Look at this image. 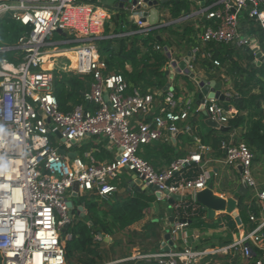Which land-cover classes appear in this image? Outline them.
Instances as JSON below:
<instances>
[{"label": "built area", "instance_id": "obj_1", "mask_svg": "<svg viewBox=\"0 0 264 264\" xmlns=\"http://www.w3.org/2000/svg\"><path fill=\"white\" fill-rule=\"evenodd\" d=\"M125 1L130 4V20L137 29L108 36L145 33L160 26L142 20V9L152 6L148 0H119L121 5ZM7 12L29 29L14 44H0L1 264H66L62 239L70 238L71 234L62 238L61 228L70 221L69 210L75 209L79 214L83 207L74 205L73 192L77 195L94 191L108 198L117 190V176L123 169L136 174L135 179L127 180L128 188L134 184L139 187L151 184L162 194L158 198L165 197V191L186 192L196 201L195 194L206 187L211 169L205 168L193 178L170 180L184 162H200V153L176 159L164 168L153 167L138 153L142 144L154 140L174 143L179 123L189 116L193 100L179 101L170 85L156 94L160 96L158 111L150 114L154 93L139 88L127 91L124 76L107 71L95 43L104 37L105 16L89 2L0 0V17ZM197 13L211 20L203 25L200 35L203 42L247 46L252 50L256 46L264 62V46L252 43L241 30L242 17L246 14L259 24L264 34V0H204ZM54 34L59 37L53 38ZM10 50H15L16 60L4 56ZM196 51V47L190 50L189 58ZM71 52L75 55L74 66L66 62L62 68L90 73L92 81L83 101L69 111H62L52 92L53 71L56 57L61 54L68 57ZM206 55L212 57L211 52ZM48 60L53 63L52 68L46 66ZM212 62L220 65L217 58H212ZM205 111L220 124L228 122V111L218 99L206 98ZM185 130L189 132L190 128L186 126ZM87 136L106 139L116 155L103 161L88 153L86 159L81 155L69 157L61 147L69 148ZM221 146L225 151L223 162L237 167L244 187L256 189L251 171L253 154L248 145L244 141H222ZM255 195L264 208V188L257 189ZM250 219L254 220V215ZM259 228L255 227L222 250L239 246L244 259L254 257V264H264V245L259 244L257 235ZM174 231H169L170 242L165 239L168 250L147 257L158 264H191L195 257L205 253L190 248L176 250Z\"/></svg>", "mask_w": 264, "mask_h": 264}, {"label": "crops", "instance_id": "obj_2", "mask_svg": "<svg viewBox=\"0 0 264 264\" xmlns=\"http://www.w3.org/2000/svg\"><path fill=\"white\" fill-rule=\"evenodd\" d=\"M82 1L87 2L91 0ZM93 1L95 3L92 2L91 4L96 6L98 12L105 16L104 20L110 19L111 15L115 13L126 11L127 22H132V20H130L132 17L131 12L129 11V2L125 1L124 4L121 5L119 0ZM174 1L178 2L179 0H169L164 5V7L157 10L158 19L156 23L160 26L156 29V35H159L162 39L168 40V44L165 45L171 49L172 57L177 60L183 58L185 55H187L188 51L196 47L197 51L192 57L189 58L190 60L188 62V66L193 71V73L200 78L219 82L221 91L229 98L225 101H229L231 95H236L238 93L233 86L234 70L232 69L231 59H236L240 62V64L245 66L247 64V59L243 51L245 48L250 50L252 49L247 46L239 47L234 44H226V48L222 49L221 53L211 51L207 47V43L203 42L200 37L204 22L209 20L205 17V15L197 13V11L202 6L201 1L189 0L190 2L188 11H181L178 17H173L171 14V7ZM151 8L152 6L142 10L143 12L145 10L150 11ZM148 19L149 15H147L146 21H148ZM112 25L113 23L110 22L111 31L113 29ZM123 26L124 24H122V27ZM171 26L173 27L172 29H174V31L170 30ZM186 26H191L193 28V31L190 35L193 37V39L195 38V43H192V40L188 39L187 36L184 38L182 37ZM246 28V25H243V22L241 21L242 32L248 34ZM161 29L163 30L161 31ZM130 31L135 30H131L129 29V26H125L124 31L121 32L125 33ZM248 35L251 38L252 43L260 44L261 46V41L258 34ZM257 49L258 48L255 46V48L252 50L255 55L251 62H253L255 66H259L260 63L263 62L261 56L258 55ZM207 52H211L212 57H208L206 55ZM217 56H227L225 63H221V60ZM212 58H217L220 61V65H214ZM68 63L70 67L74 66L73 56L68 59ZM46 66L52 68V61L48 60L46 62ZM170 85L179 101H183L185 98H191L193 100V106L187 119L179 123V131L176 135L174 143L170 141L166 142L170 143L172 146H175L178 141L177 149L185 154L183 158L188 157L194 152L200 153L201 157L200 162L191 161V163H187L186 165L183 163L181 167L186 166L187 168L180 169V167L179 171H176L178 177L173 178L170 181H180L188 176H197L205 168L211 169L212 175L209 180L213 181V194L223 196L226 201L232 198L236 201V206H234L230 212L226 211V209H216L214 215L212 216L208 215L207 207L199 202L194 204L192 207L195 210L201 212L200 216L203 219L214 218V220L217 221L220 217V214L228 213L232 216L237 226V231H233L231 228H228L223 219H220L216 227L191 226V219L189 217L190 213L187 211V201L191 198L186 192L180 194L181 198L174 200V202L171 204L167 201L166 196L158 198L154 192L143 190L147 193H153L155 200L151 201L148 204V207L143 210V215L140 219L111 235L100 234L96 236V239L100 241V247L103 254V258L99 264H158L155 259L147 257V255L162 251V246L164 242H166L165 234L173 229L175 231L172 233V239L174 241L176 250L190 248L193 251L205 252L195 257L191 264H223L225 262V255L227 253H231V247L225 250H222V248L236 242L242 238L245 233L251 231L257 226H260L257 233L260 238L259 244L264 245V233L261 231V227L264 225V208H262V204L258 201L255 195V191L257 189L264 188V153H256L254 160H252L251 171L256 182V189L247 188V191L244 193V195L247 194V196L242 199V202L246 205L251 204L254 200L253 202L255 205H257L259 214L254 216V220H252L250 219V216L253 215V213L248 212L249 220H247V226L243 227L238 208L239 197L243 196L238 194V188L242 185V182L237 167L223 162L224 149L221 146L222 141L230 143L243 141L242 136L247 132L249 124L242 127H231L226 123L225 125L229 126L227 131H222L217 128H210L204 123V119L207 115L203 114L199 110H195V101L198 90L196 82L188 75L180 72L175 74ZM256 91H258V88L252 87V89H250L248 92ZM152 92L155 93V100L153 102V108L150 114L158 111V100L160 96L156 95V93H162L156 89ZM232 110L235 111L234 108ZM257 114L261 115L262 121L264 123V101L261 102L260 109L258 111L256 110L252 116L249 115L248 119H252ZM186 126L190 128L189 132L185 130ZM209 129H214V134L218 136L219 143L217 146L201 144L202 136L205 135ZM188 136L192 138L193 142H188ZM90 137L91 136L85 137L79 143H76L69 148H65L64 145H61V147L65 150L69 157L81 155L84 157V159H86L85 153L91 154L92 151L97 152L100 150L99 144L105 142L103 146L111 152V158L116 155L115 148L111 146L106 139L101 137H93L91 140ZM88 141H91L92 144L89 145L86 150L81 152V146L86 144ZM98 153L101 155L99 161L110 159L107 156H103V152L101 150ZM163 161L164 158H162V162ZM165 166L167 165L163 163L161 168H164ZM130 177L131 173L126 169H123L119 172L116 183L118 184L125 180V185L122 188L117 187L116 192H133L136 190L132 186L131 188H128L127 180H129ZM77 196L78 194H73L71 200L73 201L74 205H83L79 214H85L86 209L84 204L74 202ZM182 196L187 197L184 199ZM233 211L238 215L240 223L236 222L234 216L232 215ZM182 217L186 218L187 221L184 222L183 225L179 226L180 222L176 221L174 218L179 219ZM254 222H256V224L253 227H250ZM258 250L259 248H257V251ZM239 251L241 254L240 248ZM246 261L247 260L241 256V263H245Z\"/></svg>", "mask_w": 264, "mask_h": 264}, {"label": "trees", "instance_id": "obj_3", "mask_svg": "<svg viewBox=\"0 0 264 264\" xmlns=\"http://www.w3.org/2000/svg\"><path fill=\"white\" fill-rule=\"evenodd\" d=\"M92 3L91 1H87ZM189 0L174 1L171 7V14L173 17H178L182 12H187L189 8ZM126 11L115 13L111 15L110 19L104 21L103 35L95 41L99 56L103 59L107 66V71H117L124 76L127 91L132 88H139L141 91L153 90L162 91L168 76L169 60L162 50L165 44H168L166 39H158L154 30L149 32H134L124 36H108L112 33L124 31L125 26L129 29L136 30L137 26L134 23L127 22ZM110 22L113 23L111 31ZM207 20L204 24L210 23ZM243 25H246L248 34H258L261 41V46H264V34L261 27L253 19L246 14L242 17ZM122 24L124 26L122 27ZM10 27L19 33L14 35L16 40L20 34L28 30L27 26L11 18L7 12L2 15L0 29L4 32H9ZM171 26V31H174ZM163 29H161L162 31ZM111 31V32H110ZM193 28L186 26L182 37H188L195 43L191 32ZM207 47L211 51L221 53L222 49L226 48L225 43L206 42ZM159 48H156V46ZM247 59V64L243 66L236 59H231L233 74V86L237 90V94L231 95L229 101H221L220 103L228 111L227 124L231 127H242L249 124L248 130L243 134V141L248 145L253 154L258 152L264 153V123L261 115H255L252 119H248L249 115L258 111L261 102L264 101V62L259 66H255L251 60L254 57V52L248 48L244 51ZM218 55V54H217ZM4 56L11 60H16L15 50L7 51ZM221 63H225L227 56H217ZM68 62V59L67 61ZM53 77V94L55 95L59 109L62 111L71 110L74 105L83 101L84 93L89 89L92 81L90 73H76L72 70L63 69L62 66L54 68ZM252 87L258 88L256 92H248ZM153 93V92H152ZM155 94V93H154ZM157 94V93H156ZM235 109L232 110V109ZM214 129H209L201 138V144L215 145L219 143L218 136L214 134ZM187 133V132H186ZM188 134V133H187ZM94 136H91L92 140ZM188 142H193L192 138L188 136ZM105 142L100 143V150L103 156L111 159L112 154L104 146ZM92 142L88 141L82 145L80 150H86ZM178 147V141L175 146H172L166 140H154L149 143L142 144L138 153L141 157L146 159L153 167L161 168L162 164L169 165L174 159L183 158L184 153ZM100 150L92 151L91 154L96 160H100ZM225 154V151H224ZM162 158L164 161L162 162ZM186 166L180 169H185ZM179 171V170H178ZM177 171V172H178ZM175 172L171 179L177 178L178 174ZM195 176H188L184 179L193 178ZM125 185V180L117 184V187L122 188ZM247 194L239 197L238 208L239 215L242 220L243 227L247 226L249 220V213L254 216L259 214L257 205L252 201L251 204H244L242 199ZM155 200L153 193H147L143 190H134L133 192H113L109 198H101L94 191H87L78 194L75 203H83L86 209L85 214H78L76 210H72L71 218L66 228L65 233L71 234L70 238L64 237L62 245L65 250V259L67 264H99L103 258L100 241L96 239L98 235H111L119 230L124 229L134 221L140 219L143 215V210L148 207V204ZM197 204V201L189 199L187 201V211L190 213L191 226L195 227H216L220 219H223L226 226L233 231H237V226L231 215L228 213L220 214L217 221L214 218L203 219L201 212L195 210L192 206ZM256 222L252 223L253 227ZM264 233V225L261 227ZM238 250V251H237ZM241 254L239 246L231 247V253L225 255V262L223 264H254V257H250L245 263H241Z\"/></svg>", "mask_w": 264, "mask_h": 264}, {"label": "water", "instance_id": "obj_4", "mask_svg": "<svg viewBox=\"0 0 264 264\" xmlns=\"http://www.w3.org/2000/svg\"><path fill=\"white\" fill-rule=\"evenodd\" d=\"M169 0H148V4L152 5L153 7L151 8L150 11H144L142 13V20L145 21L146 20V16L149 15V23L154 24L157 19H158V12L157 10L159 8L164 7V5L168 2ZM201 4H203L204 0H200ZM58 32H62L60 29H58ZM156 34V31L154 32ZM158 39H160L159 35H156ZM164 52L165 55L167 56L169 63L167 66L168 69V76H167V81L163 86V89H167L175 74L183 72L184 74L188 75L190 78H192L197 86H198V90H197V95H196V101H195V108H197V110L201 111L203 114L206 115V111H205V100L206 98H215L218 99L220 101L225 100V95L224 93L221 91L220 89V83L216 82L215 80H205L203 78H200L199 76L195 75L193 73V71L190 69V67L188 66V62H189V55H190V51L187 52V55H185L183 58L177 60L175 58L172 57V51L171 49L164 45ZM258 55H260V53L258 52ZM204 123L209 126L210 128H217L220 129L222 131H227L229 129V126L220 124L219 122H217L215 119H213L210 116H206L204 119ZM55 134L57 135V137H59L62 141L64 140V138L61 136L60 132L58 130H55ZM60 151H64L63 149H60ZM187 163H191V160L184 162V165H186ZM136 178V174L132 173L131 177H130V181H132V179ZM77 188V184L75 183L73 185V189L76 190ZM133 188L136 190H148L149 192H154V194L156 196H162V194L157 190V187L155 185H148V186H142L139 187L137 185H133ZM213 181L209 180L206 187L203 189H200L196 192L195 194V199L197 202L201 203L202 205L207 207L208 210V215L212 216L215 213L216 209H226V211L230 212L234 206H236V201L233 200L232 198H230L229 200H225L223 198V196L221 195H215L213 194ZM247 191V188L244 187L243 185L239 186L238 188V194L240 195H244V193ZM73 194L75 195L76 193L73 192ZM167 197V201L170 202L171 204L174 202V200H178L181 198L180 194H176V193H169L167 191L164 192V195ZM184 199L187 196H182ZM71 213L72 210H69L68 212V216L69 218H71ZM232 215L234 216L235 220L237 223H240L239 217L236 214V212H232ZM176 221H179L180 223H184L187 221L186 218H174ZM68 226V223H65L63 225V227L61 228V233H62V238H63V234L66 231V228ZM165 239H168V242H170L169 240V232H167L165 234ZM169 246L166 244V242H164L163 246H162V250H168Z\"/></svg>", "mask_w": 264, "mask_h": 264}, {"label": "rangeland", "instance_id": "obj_5", "mask_svg": "<svg viewBox=\"0 0 264 264\" xmlns=\"http://www.w3.org/2000/svg\"><path fill=\"white\" fill-rule=\"evenodd\" d=\"M92 2L95 3L93 0ZM1 18L2 16L0 17V24H1ZM113 26L114 25H112V27ZM8 29H9V32H4L3 30L0 29V44L12 43L16 40V37H14V35L18 34L19 32L15 31L13 27H10ZM58 37L59 36L56 34L53 35V38H58ZM66 45L70 46L71 44H66ZM67 59L68 57L65 54H61L57 56L55 60L56 67L64 66L66 64ZM0 264H1V258H0Z\"/></svg>", "mask_w": 264, "mask_h": 264}, {"label": "bare ground", "instance_id": "obj_6", "mask_svg": "<svg viewBox=\"0 0 264 264\" xmlns=\"http://www.w3.org/2000/svg\"><path fill=\"white\" fill-rule=\"evenodd\" d=\"M71 56H73V60H74V64H75V55H74L73 52L69 53L68 59H69Z\"/></svg>", "mask_w": 264, "mask_h": 264}, {"label": "snow or ice", "instance_id": "obj_7", "mask_svg": "<svg viewBox=\"0 0 264 264\" xmlns=\"http://www.w3.org/2000/svg\"><path fill=\"white\" fill-rule=\"evenodd\" d=\"M105 191H108L107 189H105Z\"/></svg>", "mask_w": 264, "mask_h": 264}]
</instances>
